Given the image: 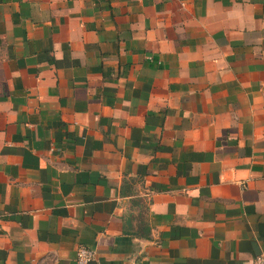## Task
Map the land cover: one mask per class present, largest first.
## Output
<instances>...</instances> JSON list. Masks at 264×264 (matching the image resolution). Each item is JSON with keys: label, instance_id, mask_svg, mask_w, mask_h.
Returning <instances> with one entry per match:
<instances>
[{"label": "crops", "instance_id": "0c3cea01", "mask_svg": "<svg viewBox=\"0 0 264 264\" xmlns=\"http://www.w3.org/2000/svg\"><path fill=\"white\" fill-rule=\"evenodd\" d=\"M254 264L264 0H0V264Z\"/></svg>", "mask_w": 264, "mask_h": 264}, {"label": "built area", "instance_id": "2783aa9c", "mask_svg": "<svg viewBox=\"0 0 264 264\" xmlns=\"http://www.w3.org/2000/svg\"><path fill=\"white\" fill-rule=\"evenodd\" d=\"M96 258L94 249L79 246L76 249L75 262L76 264H90ZM254 264H264V252L258 253L254 257Z\"/></svg>", "mask_w": 264, "mask_h": 264}]
</instances>
